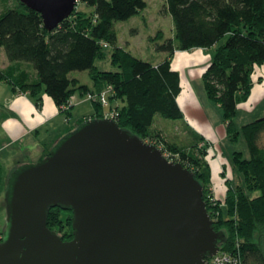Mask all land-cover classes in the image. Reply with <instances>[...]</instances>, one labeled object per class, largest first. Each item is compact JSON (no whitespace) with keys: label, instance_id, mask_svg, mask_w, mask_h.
Segmentation results:
<instances>
[{"label":"trees","instance_id":"1","mask_svg":"<svg viewBox=\"0 0 264 264\" xmlns=\"http://www.w3.org/2000/svg\"><path fill=\"white\" fill-rule=\"evenodd\" d=\"M147 6L146 0H79L74 12L50 30L39 11L18 0L15 8L0 13V47L12 66L30 63L37 77L32 80L27 74L12 84L32 96L45 90L68 115L73 95L100 93L111 87L110 103L123 102L118 107L119 125L170 153L172 160L193 170L204 186L214 228L225 232L221 250L233 253L239 264H264V117L240 129L235 123L238 104L250 95L254 69L264 63V0H166L165 10L172 16L175 34L157 45L167 54L159 63L117 45L115 23L130 19ZM162 37L163 31H159L153 39ZM223 38L226 41L220 43ZM194 48H214L203 75L206 91L223 110L228 135L235 140L242 132L248 148V155L242 150L233 153L232 165L242 181L229 183L224 199H218L211 188L210 142L188 126L191 140L173 141L167 135L168 123L158 119L184 120L177 100L182 91L181 75L174 70L172 58L177 50ZM108 49L117 68L114 71L96 65L98 59L107 58ZM9 68L0 70V80L12 79L13 67ZM83 70L90 71L93 86L71 75ZM94 105L92 117L105 118L103 104L96 101ZM86 120H79L46 144L37 161ZM73 219L72 209H49L48 226L64 240L74 237Z\"/></svg>","mask_w":264,"mask_h":264},{"label":"water","instance_id":"2","mask_svg":"<svg viewBox=\"0 0 264 264\" xmlns=\"http://www.w3.org/2000/svg\"><path fill=\"white\" fill-rule=\"evenodd\" d=\"M48 29L79 0H21ZM72 209L74 237L48 226ZM0 264H206L220 250L195 173L113 118H90L11 172Z\"/></svg>","mask_w":264,"mask_h":264},{"label":"crops","instance_id":"3","mask_svg":"<svg viewBox=\"0 0 264 264\" xmlns=\"http://www.w3.org/2000/svg\"><path fill=\"white\" fill-rule=\"evenodd\" d=\"M6 8L7 4L2 2L0 13ZM212 49L194 48L175 52L172 66L174 70L180 72L182 87L177 100L185 118L180 124L172 125L168 122L166 124L168 123L171 127L182 126L181 129L185 130V133H188V126L210 142L211 147L207 158L212 168L213 188L215 195L219 199H224L229 183L236 185L242 181V178L232 165L233 153L237 150L230 149V151L226 146L227 139L231 137L228 135L227 124L224 121V112L218 114V120H216L211 111L204 107L202 101L205 97L211 100L204 85L203 75L213 58ZM162 53L164 59L167 54ZM9 67L11 69L13 67L10 73L12 79L0 80V187H3L2 192H6L8 180L14 169L24 163L36 162L43 155L46 144L66 133L79 120L90 119L93 116L91 114L74 121L73 108L78 102L76 94L71 98L72 108L68 115L62 112L61 107L45 90L38 96H32L18 87L16 89L12 84L13 80L27 78V74H30V79H36L37 71L27 62H18L12 66L4 48L0 47V70H8ZM252 79L253 85L248 99L238 104L235 123L239 129L246 123L264 117V63L255 67ZM84 98L88 99L87 96Z\"/></svg>","mask_w":264,"mask_h":264},{"label":"rangeland","instance_id":"4","mask_svg":"<svg viewBox=\"0 0 264 264\" xmlns=\"http://www.w3.org/2000/svg\"><path fill=\"white\" fill-rule=\"evenodd\" d=\"M146 1L148 2V6L141 13L131 17L128 20L118 21L115 23V28L118 34L117 45L119 47H124L128 49L134 55H136L137 57L141 59L148 60L151 62H158L163 59L162 58L163 53L157 49V45L163 43L167 39L174 37V34H175L174 23H173L172 16L165 10L166 0H146ZM2 2L6 3L8 8H15L18 5V0H0V4ZM79 6L80 8H85L83 4H80ZM159 31H163V37L158 40L153 39L158 34ZM225 41H226V38H223L220 43H223ZM109 50L110 49H108L107 58L105 60L98 59L96 61V65L98 68L102 70H113L114 71L117 68L111 62ZM212 51L214 52V48L212 49ZM71 75L73 77L79 78L82 83L93 86L94 82L90 75L89 70L73 71ZM100 93L96 92L95 94L84 95V96H87L88 99H85L84 96L80 95L79 93L75 95L76 99H78L77 100L78 102L75 104L73 108V117H74L75 122L78 121L81 117L88 116V115L95 113L96 108H95L94 102H96L97 100H95L94 98H91L90 95L99 97L101 95ZM202 101H203L204 107L208 108V110L211 111L212 116L215 117L216 120H218L217 115L220 114L221 112L223 114V110L220 109L218 104L209 100L208 97H205V100H202ZM122 105H123L122 101H115L114 103H110L109 101V106L103 105L104 110H105L104 117L106 118V116L109 115L111 109H112V112L113 111L119 112L118 107ZM158 119L166 121L172 125L180 124L181 122V120L165 119L160 116H158ZM181 127L182 126H178V125L176 127L168 126L167 127L168 138L173 141H178L180 143L181 142L187 143L191 140L190 138H192V135L191 134L189 135V133H185V130H182ZM226 146L229 150L230 149L233 151L235 149L242 150L244 151L246 155H248L247 144L245 142V138L242 132L238 137H236L235 140H232L230 138L227 139ZM165 154L172 160V158L170 157V153L165 152ZM2 188L3 187H0V235H2L3 234L2 232L5 230L6 215H7L6 214V192H2L1 191L3 190ZM211 188H213V184ZM213 191H214V188H213ZM256 194H258V192ZM260 240L263 241L262 239Z\"/></svg>","mask_w":264,"mask_h":264},{"label":"built area","instance_id":"5","mask_svg":"<svg viewBox=\"0 0 264 264\" xmlns=\"http://www.w3.org/2000/svg\"><path fill=\"white\" fill-rule=\"evenodd\" d=\"M105 46H108V45L105 44ZM109 92H111V87H108V89L100 93L101 95L99 94L100 95L99 97L94 96V95H90V97L101 102L104 106L105 105L109 106V97H108ZM118 115H119L118 111L112 112V109H111L109 115L106 116V118H113L116 120ZM1 236L2 235H0V238ZM206 264H239V261H238V258L235 257L233 253L222 251L220 248L217 254L206 259Z\"/></svg>","mask_w":264,"mask_h":264},{"label":"flooded vegetation","instance_id":"6","mask_svg":"<svg viewBox=\"0 0 264 264\" xmlns=\"http://www.w3.org/2000/svg\"><path fill=\"white\" fill-rule=\"evenodd\" d=\"M5 234H2L0 241H2L4 239Z\"/></svg>","mask_w":264,"mask_h":264}]
</instances>
